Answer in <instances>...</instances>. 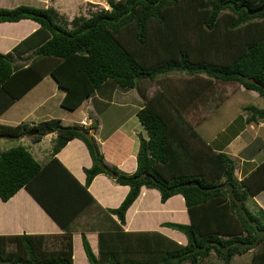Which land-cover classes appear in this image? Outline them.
Listing matches in <instances>:
<instances>
[{"label":"trees","instance_id":"obj_1","mask_svg":"<svg viewBox=\"0 0 264 264\" xmlns=\"http://www.w3.org/2000/svg\"><path fill=\"white\" fill-rule=\"evenodd\" d=\"M106 2L108 10L76 18L69 29L58 25L48 9L0 8V23L28 19L47 33L29 55L30 64L17 72H13L12 57L34 37L9 54L0 53V89L10 102L50 75L64 91L60 106L74 111L109 82L114 88L137 90L144 100L137 117L148 135L147 140L139 138L135 171L125 174L105 165L98 149L95 155L93 145L79 132L80 126H65L59 119L33 125H0V134L28 137L33 142L56 134L51 156L42 165L22 146L0 152V199L7 201L24 188L65 231L59 236H0V264H73L69 226L95 202L87 188L98 174L128 186L129 192L119 207L107 210L118 223L114 228L98 230L97 255L81 234L89 264H204L211 251L223 264H231L233 256L253 249L249 264H264V239L254 248L240 251L231 247L226 254L213 245L248 243L256 238L254 227L238 210L228 185L249 218L264 230L263 212L254 214L246 205L264 192V162L237 180L233 160L213 150L188 119L191 109L211 92L215 82L237 83L264 100V7L257 13L248 12L260 8L264 0ZM174 73L185 78L176 82L165 77ZM156 82L158 91L149 98L147 88ZM243 112L246 123H264V108L247 105ZM96 124L92 123L91 130L97 128ZM73 139L85 144L92 159V166L84 170V185L55 158ZM100 163L116 176L102 169ZM189 182L198 186H186ZM142 187L157 190L161 202L182 195L190 224L166 226L184 234L186 245L158 232L122 230L125 213ZM48 238L55 239L58 248H46ZM205 245V250H195Z\"/></svg>","mask_w":264,"mask_h":264},{"label":"crops","instance_id":"obj_2","mask_svg":"<svg viewBox=\"0 0 264 264\" xmlns=\"http://www.w3.org/2000/svg\"><path fill=\"white\" fill-rule=\"evenodd\" d=\"M18 6L48 9L52 12L55 22L68 29L71 28L74 19L89 18L92 14L109 8L106 0H0V8L11 9ZM46 34L38 23L28 19L0 23V53L2 54L11 53L18 45L34 37L24 49L12 57L13 72L26 68L30 64L32 58H28L29 55L36 46L42 44ZM221 84L237 83L215 82L208 94L212 96L216 93L213 88ZM152 85L147 88L149 98L156 91H151ZM235 86L237 94H249L255 98H261L255 91L247 90L239 84ZM208 94L202 96L191 109L190 114L195 115V121L191 123L213 150L225 153L233 160L234 175L240 181L264 162V123H246V114L242 109L247 105L241 104L240 111L243 114L238 112L229 124H222L219 127L218 134H211L209 125L218 124L217 121L220 118L217 111L221 105L217 104V108L215 106L209 108L211 98H208ZM63 97L64 91L57 86L50 75L45 76L21 98L13 102H10L7 94L0 89V125L17 126L22 123L33 125L50 119H59L65 126H80L81 129L92 133L105 165L115 167L121 173L132 174L136 169L139 138L148 139L147 132L137 117V112L144 105V100L137 90L114 88L112 83L106 82L74 111H68L60 106ZM108 106H113L114 109L108 111ZM213 111L214 121L209 123L208 127H204L208 122L207 116ZM81 121H84V125L80 124ZM95 121L97 128L93 131L91 125ZM236 121H239V124L232 129L231 126ZM55 137V133H49L39 142H33L28 137L18 139L32 157L42 165L51 156ZM10 148L0 143V152ZM55 158L79 184H85L84 170L92 166V159L81 140L73 139L67 142L55 154ZM87 191L95 202L90 204L88 209L75 218L69 226L72 236L73 264H89L82 247V233L85 234L93 253L98 254V230L101 221H98L99 225L96 226L86 221L88 219L85 216L88 211L93 208L100 213L104 219L102 228L105 226L114 228L115 223H118L117 217L109 215L107 210L119 207L128 194L129 187L116 184L105 174H98L93 178ZM247 207L254 214L260 212L264 214V192L254 196ZM80 223H84L83 226ZM167 223L190 224L182 195L177 194L161 202L157 190L142 187L136 200L127 209L125 222L121 228L125 232H158L180 245H186L185 235L166 226ZM63 233L65 231L24 188L7 201L0 199V236H59ZM251 253L248 251L243 255L250 254V261Z\"/></svg>","mask_w":264,"mask_h":264},{"label":"rangeland","instance_id":"obj_3","mask_svg":"<svg viewBox=\"0 0 264 264\" xmlns=\"http://www.w3.org/2000/svg\"><path fill=\"white\" fill-rule=\"evenodd\" d=\"M109 9V8H108ZM167 77V79H171V81H176V82H179L177 81V79H181L183 80L185 78L184 75L182 74H178V73H174V74H170V75H167L165 76ZM161 78V77H159ZM166 79V80H167ZM222 85V84H221ZM221 85H216L215 88H213L215 90L216 93H214L212 96L209 95L208 98H211L210 101H209V104H208V107L209 108H212L215 106V108L218 107L217 104L221 105L220 109L217 111L218 114V117L220 119H218V124H213L212 126L209 125V123H212L214 121V111L211 112L209 114V116H207V123L204 127H210L209 131L210 133H216L218 134V130H219V127L222 126V124L226 125V124H229V121L231 119H233V117H235V115H237L238 112L241 113L240 111V105L241 104H245V105H253L257 108H260V109H263L264 108V100L262 98H255L254 96L252 95H249V94H237L235 92V89H236V86L237 84H233V85H222L223 87H221ZM158 82H156L155 84H153L151 86V91L152 90H156L158 91ZM155 91V92H156ZM154 92V93H155ZM217 105V106H216ZM107 106V105H106ZM85 106H83V109H84ZM109 110H112L114 109L113 106H108ZM207 108V109H209ZM84 111V110H82ZM243 111V109H242ZM216 113V114H217ZM244 113V112H243ZM241 113V115L243 114ZM245 114V113H244ZM202 116V115H200ZM188 119L192 122V121H195V115H192L189 113L188 115ZM239 124V121H236L232 126L231 128H236V126ZM203 131V130H201ZM207 138V137H206ZM0 143L1 145H4V146H9L11 148L13 147H17V146H22L24 147L18 138H10L9 140H0ZM96 144V143H95ZM25 148V147H24ZM26 149V148H25ZM27 150V149H26ZM248 203H250V200L246 203V205H248ZM86 221H89L90 223H92L94 226L96 225H99L98 221H101L100 225L101 224H104V219L102 218V216L100 215L99 212H97L96 210H94L93 208L91 210L88 211V213L86 214L85 216ZM82 221V220H81ZM85 223V222H84ZM84 223H80L81 226H83ZM100 229H102V226H100ZM9 248H12L9 247ZM46 248L48 249H56L58 248V244H57V241L53 238H48L47 239V242H46ZM250 253L253 255L254 253V249L253 250H249ZM243 255V254H242ZM249 258H250V254H245L241 257L235 255L233 256L232 258V261H231V264H249ZM204 264H223V261L221 259H219L216 255H215V252L214 251H211V253L209 254L208 257H206L204 260H203Z\"/></svg>","mask_w":264,"mask_h":264},{"label":"water","instance_id":"obj_4","mask_svg":"<svg viewBox=\"0 0 264 264\" xmlns=\"http://www.w3.org/2000/svg\"><path fill=\"white\" fill-rule=\"evenodd\" d=\"M264 7V4L258 8V9H255L253 11H248L250 14L252 13H257V12H260ZM79 132L82 133L86 138L87 140L93 145V148H94V153L95 155H97V147H96V144H95V140L93 138V135L91 132L89 131H86L84 129H79ZM11 136L9 134H0V139H10ZM99 166L104 169L105 171H107L112 177H115L116 174L114 172H112L111 170L107 169L105 167V165L103 163H100ZM186 186H198V183L197 182H189V183H186L185 184ZM222 188H224L225 186L222 185L221 186ZM227 189L229 191V194L230 196L232 197V199L236 202V205H237V208L238 210L244 215V217L246 218L247 222L249 225L253 226L255 231H256V238L253 242H248V243H244V242H241V241H237V242H233L227 246H220L218 243L214 242L213 245L217 246L220 251L223 253V254H226L229 250V248L231 247H237L240 251H244L248 248H254L256 247L260 240L264 239V230L263 229H259L258 226H257V222L256 221H253L249 218L247 212L243 209V206H242V201L238 200L235 195H234V191H233V187L231 185H228L227 186ZM203 191H208L210 189L208 188H204L202 189ZM205 250L206 249V245L202 248L200 247H196L195 250L198 251V250Z\"/></svg>","mask_w":264,"mask_h":264},{"label":"built area","instance_id":"obj_5","mask_svg":"<svg viewBox=\"0 0 264 264\" xmlns=\"http://www.w3.org/2000/svg\"><path fill=\"white\" fill-rule=\"evenodd\" d=\"M80 124L84 125V121H81Z\"/></svg>","mask_w":264,"mask_h":264}]
</instances>
